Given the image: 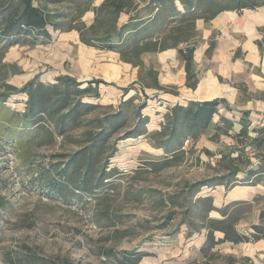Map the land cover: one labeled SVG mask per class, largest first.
I'll list each match as a JSON object with an SVG mask.
<instances>
[{
    "label": "rangeland",
    "instance_id": "1",
    "mask_svg": "<svg viewBox=\"0 0 264 264\" xmlns=\"http://www.w3.org/2000/svg\"><path fill=\"white\" fill-rule=\"evenodd\" d=\"M136 1L139 6L147 3ZM68 5L56 4L53 9L56 13H71ZM99 5L98 1L85 15L74 11L64 19L67 24L63 30L53 31L49 41H0V85L20 89L32 79L51 84L61 75L80 82L101 79L115 85H101L97 99L85 98L95 107L82 116L80 127L57 136L55 143L36 146L28 156L4 145L0 153V199H5L6 205L0 208V264H12L9 257L29 253L67 259L72 264H114L105 254L107 249L147 253L140 264H264V238L240 244L220 243L224 235L217 231V244H213L208 237L213 220H230L238 232L252 233V226L260 223L264 211V182L249 186L241 182L240 174L239 181L228 187H204L195 194L191 188L196 182L225 175L229 161L237 159L241 149L236 139L238 123L228 135L212 126L196 141L186 140L180 149L160 147L170 108L194 97L184 85L182 60L176 49L138 56L135 52L121 54L84 44L81 32L92 36ZM127 21L123 13L116 29ZM103 26L98 37L113 35V22L106 20ZM72 27L74 31L67 32ZM131 42H123L122 49L130 47ZM197 60L202 74L211 69L223 70L203 57ZM249 72L256 75L251 68L240 75L241 79L250 76ZM241 79L233 78L232 82ZM156 83L163 89H158ZM133 84L125 95L121 88ZM224 84L229 93H223L221 99L230 103V110L223 105V111L228 117H240L246 96L230 89L228 86L235 87L229 83ZM25 103V93L9 99L10 106L17 110H24ZM263 103L262 99L259 110L250 111L253 116L264 115ZM120 112L126 123L113 132L109 142L116 149L111 167L120 171L113 190H105L99 199L81 198L72 203L49 193L40 180L43 169L59 162L58 156L78 150L85 132H98L100 120ZM214 124H220V116L214 118ZM135 128L138 135L134 137L129 133ZM246 157L254 156L246 153ZM210 196L217 209L213 212H208L207 205L199 200ZM105 206L110 208L112 219L99 212ZM186 213L194 222L184 218Z\"/></svg>",
    "mask_w": 264,
    "mask_h": 264
},
{
    "label": "trees",
    "instance_id": "2",
    "mask_svg": "<svg viewBox=\"0 0 264 264\" xmlns=\"http://www.w3.org/2000/svg\"><path fill=\"white\" fill-rule=\"evenodd\" d=\"M71 1L76 11L83 15L96 0ZM34 2V0H0V41L6 39H17V42L31 40L32 43L39 39L49 41L52 38L50 29L63 30L64 25L56 23L54 15L36 6ZM139 5L136 0H103L95 9L96 17L91 26L92 36L89 37L81 32V41L102 50L121 54L135 52L138 56L177 49L185 66L186 85L195 89L198 83L194 69L197 20L209 21L229 10H254L263 6L264 0H147L145 5ZM123 13L128 16V21L116 29ZM106 20L113 22L115 31L113 35L105 33L102 37H98V31L104 27ZM124 35H127L124 40L116 43V40ZM126 40L132 41L131 45L130 47L127 45V49L126 47L122 49V44ZM257 45L260 51L264 52V38L258 40ZM101 85L115 86L101 79L80 82L68 75L56 77L55 82L51 84L32 79L20 89L0 85V88L4 87L3 91L0 90V153L4 145H8L14 153L28 156L36 146L53 144L57 136L64 135L67 130L80 127L82 116L95 107L93 103L85 102L84 99L99 98ZM134 86L133 84L121 89L126 95ZM156 87L163 89L158 83ZM238 89L243 94L247 91L242 86ZM23 93L26 94L25 109L17 110L10 106L11 96ZM169 93L175 94L173 91ZM223 105L228 108L227 111L230 110L223 99L190 101L186 105L178 103L170 108L168 121L161 131L163 138L159 141L160 147L175 146L180 149L186 140L196 141L212 126H215L218 132L222 131L223 134L228 135L235 130L238 123L239 131L236 139L241 149L237 159L229 161L225 167V175L204 179L191 185L194 194L204 187L216 188L222 185L228 187L239 181L240 174L243 175L241 182L249 186H255L264 180V125L252 128L251 113L248 111L241 112L240 117L236 114H232V117L221 115L220 109ZM217 115L220 116L218 126L214 124ZM124 123L126 120L120 112L100 120L98 132H85L78 150L58 156L59 162L53 163L50 168H45L40 173L44 188L65 203H72L81 198L99 199L105 190H113L114 179L120 171L111 167L116 149L109 146V142L113 132ZM137 130L138 128L132 129L129 134L135 137L138 135ZM248 152L259 160L256 166L246 157ZM239 164H244L246 168L242 170ZM170 200L173 201L174 198ZM199 200L207 205L208 212L217 210L213 204V197ZM5 205V199L1 198L0 208ZM99 212L108 220L113 218L107 206ZM188 213L184 218L192 221ZM224 215L228 214L224 213ZM210 229L208 237L213 244H217L214 238V233L217 231L224 235L220 243L240 244L261 240L264 238V211L260 214V223L252 226L253 232L249 235L238 232L234 224L226 219L211 221ZM105 254L114 264H140L148 256L147 253L138 250L107 249ZM9 260L12 264H72L67 259L53 260L36 253L13 255Z\"/></svg>",
    "mask_w": 264,
    "mask_h": 264
},
{
    "label": "crops",
    "instance_id": "3",
    "mask_svg": "<svg viewBox=\"0 0 264 264\" xmlns=\"http://www.w3.org/2000/svg\"><path fill=\"white\" fill-rule=\"evenodd\" d=\"M34 1L36 6L41 7L50 15H54L56 23H62L63 25L67 24L64 19L71 17L74 11H76L74 3L71 0ZM98 1L100 5L103 2V0H96L93 2L91 8L86 11L84 15L91 12ZM56 4H71V13H56V9H53L55 8L53 5ZM51 11H54V13ZM53 31L55 32V30L50 29L52 35ZM71 31H74V29L70 28L67 32ZM196 32L197 42L194 54V69L198 83L195 89L189 88L186 85V71L184 63L182 62L184 67V85L191 91V96L194 95L190 101H212L221 99L223 98L221 97L223 93H229V89L223 87L226 86L224 83H229V85L235 88L228 87L235 90L237 93H239L238 87L240 86L247 90L244 94L246 97L243 101V105L245 106L243 112L259 110L258 105L262 99L264 100V52L260 51L257 41L264 38V5L254 10L243 9L241 11H225L209 21L199 19L196 22ZM198 56L201 58L203 57L211 66L220 65L223 67L222 72H214L211 69L212 71L210 70V72L202 74L200 66H198ZM251 68L255 70L256 75L249 72L250 76L247 77L245 75L241 79L240 75L245 72L247 73V70ZM233 78L241 80L232 82ZM224 100L227 105L230 104L225 98ZM190 101L178 103L186 105ZM226 112H224L221 107L220 114L228 116ZM250 120L252 122V128H259L264 125V115L262 117L260 115L255 117L253 113H251ZM251 162L256 166L259 160L253 157L251 158ZM262 182H264V180Z\"/></svg>",
    "mask_w": 264,
    "mask_h": 264
},
{
    "label": "built area",
    "instance_id": "4",
    "mask_svg": "<svg viewBox=\"0 0 264 264\" xmlns=\"http://www.w3.org/2000/svg\"><path fill=\"white\" fill-rule=\"evenodd\" d=\"M263 114H264V110H263Z\"/></svg>",
    "mask_w": 264,
    "mask_h": 264
}]
</instances>
